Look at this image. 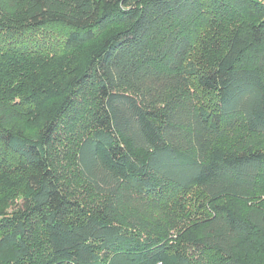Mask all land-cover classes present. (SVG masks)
Listing matches in <instances>:
<instances>
[{
  "label": "trees",
  "instance_id": "1",
  "mask_svg": "<svg viewBox=\"0 0 264 264\" xmlns=\"http://www.w3.org/2000/svg\"><path fill=\"white\" fill-rule=\"evenodd\" d=\"M0 264H264V0H0Z\"/></svg>",
  "mask_w": 264,
  "mask_h": 264
},
{
  "label": "rangeland",
  "instance_id": "2",
  "mask_svg": "<svg viewBox=\"0 0 264 264\" xmlns=\"http://www.w3.org/2000/svg\"><path fill=\"white\" fill-rule=\"evenodd\" d=\"M51 30H53V28H52ZM51 30H50L49 32H47V33H48V34H52ZM26 40H27V38H26Z\"/></svg>",
  "mask_w": 264,
  "mask_h": 264
}]
</instances>
